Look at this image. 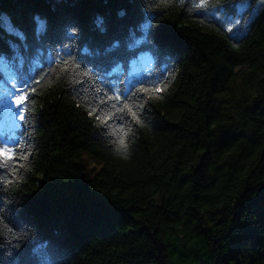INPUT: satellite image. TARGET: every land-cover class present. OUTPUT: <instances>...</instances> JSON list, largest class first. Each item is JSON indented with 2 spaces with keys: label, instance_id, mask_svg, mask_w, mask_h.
<instances>
[{
  "label": "trees",
  "instance_id": "16d2710c",
  "mask_svg": "<svg viewBox=\"0 0 264 264\" xmlns=\"http://www.w3.org/2000/svg\"><path fill=\"white\" fill-rule=\"evenodd\" d=\"M192 2L0 0V56H29L28 74L48 67L42 45L102 64L119 88L169 70L125 151L87 114L85 80L35 86L28 124L12 132L30 146L26 170L15 191L0 185L24 238L0 235V264H264V11L225 39ZM141 55L147 70L130 76Z\"/></svg>",
  "mask_w": 264,
  "mask_h": 264
},
{
  "label": "snow or ice",
  "instance_id": "6c2138e0",
  "mask_svg": "<svg viewBox=\"0 0 264 264\" xmlns=\"http://www.w3.org/2000/svg\"><path fill=\"white\" fill-rule=\"evenodd\" d=\"M153 8H159L161 4L168 6L175 2V0H148ZM184 0H180L183 5ZM255 3V7L253 4ZM189 11H195L198 14L206 16L208 19L215 21L218 27L214 28L216 31H222L225 39H233L239 36L243 30V24L249 21L245 19V14L249 19L257 13L264 11V0H193ZM146 20L140 24V28L147 33L152 25L155 16L151 15V11L145 12ZM38 21L37 28L43 34L46 27V22L39 17L35 18ZM102 23V21H97ZM201 23H204L202 20ZM11 35H23L18 33V30L9 25ZM163 39L167 34V26L160 25L157 30ZM140 44V41H135ZM131 46V45H130ZM45 55L44 61L48 64L47 69L38 67L29 69L30 73L25 72V66L31 63L30 57L27 55L17 56L13 54L6 59V64L10 63L16 69V74L19 77L17 83H14L12 90L7 91V97H10L9 111H11L13 118H18L19 124L14 127H21L28 124V117L31 114L30 105L33 103L32 94L36 92V85L49 80L50 76H55L56 79L64 77L71 83H80L85 80L93 89L94 101L88 104L86 108L87 114L92 117L97 123L98 127L109 129L110 135L116 136L115 143L118 145V150L125 151L127 149L126 137L131 131V122L142 124L140 113L145 108V97L151 99L153 94L159 95L163 91L161 84L167 87L165 83L168 80V68L165 65L156 75L155 79L137 81L140 85L136 87L125 86L119 88L113 80L110 79L112 73L107 71L102 64L95 63L89 60H83L85 64H92L90 68H81L80 62H77L72 56L71 50L66 46H62L60 50L54 47L42 45ZM41 48H37V54L41 52ZM63 53V55L61 54ZM115 71V69H113ZM170 75V73H169ZM15 80L16 77H13ZM145 84L147 86H145ZM135 88V90H133ZM85 100L89 97L86 95ZM119 116L120 123L113 126L112 121ZM130 118V120L128 119ZM27 145L22 139L16 136H8L6 139L0 140V185H3V192L7 193L15 191L22 180V173L26 170L27 161L30 157ZM262 206H264V197H262ZM115 211L114 209H108ZM18 209L0 208V235L5 232L14 239H23V235L17 234L13 231L14 217ZM11 214V215H9ZM20 264H28L27 261H20Z\"/></svg>",
  "mask_w": 264,
  "mask_h": 264
},
{
  "label": "rangeland",
  "instance_id": "374dc122",
  "mask_svg": "<svg viewBox=\"0 0 264 264\" xmlns=\"http://www.w3.org/2000/svg\"><path fill=\"white\" fill-rule=\"evenodd\" d=\"M139 58L141 59L140 62H148L147 64H149L148 57L145 55H141ZM147 64H136V66L145 67ZM140 71L139 68L134 69L135 73H139ZM13 77H16L15 70L10 63L6 64V60L0 56V127H2L0 129V135H3L10 127L12 128L19 123L18 118L14 119L11 111H9L10 97H7V91L12 90V85L14 83L19 87L17 77L15 80Z\"/></svg>",
  "mask_w": 264,
  "mask_h": 264
}]
</instances>
